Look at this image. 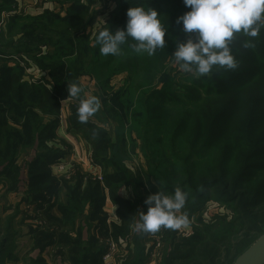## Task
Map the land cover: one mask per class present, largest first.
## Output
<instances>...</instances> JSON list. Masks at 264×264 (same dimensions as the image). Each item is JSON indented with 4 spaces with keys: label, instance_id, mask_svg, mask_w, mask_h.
<instances>
[{
    "label": "trees",
    "instance_id": "16d2710c",
    "mask_svg": "<svg viewBox=\"0 0 264 264\" xmlns=\"http://www.w3.org/2000/svg\"><path fill=\"white\" fill-rule=\"evenodd\" d=\"M51 1L58 4V11L45 8L37 14H11L8 24L13 28L5 44H0V184L2 178L12 176L13 187L18 189L23 166L17 161L25 151L30 202H47L65 188L66 200L53 205L61 214L54 216V223L62 230L32 228L35 248L42 253L56 246L62 264H101L106 247L89 232L102 224V231L111 230L117 242L130 236V230H138L132 237L135 254L128 264H145L149 249L144 243L152 233L137 228L141 212L148 210L145 199L159 190L171 195L177 187L187 194L182 213L188 218L213 198L231 201L234 217L230 221L219 219L216 224H198L201 218H197L194 229L179 237L175 230L161 227L169 245L159 264H222L219 258L231 250L237 234L247 230L261 235L264 27L257 37L234 34L229 46L237 62L235 69L214 66L209 74L190 77L193 85L180 90L174 73L194 75L183 71L172 56L177 43L189 38L182 23H177V18L190 10L183 0H116V9L92 37L82 20L88 11L83 0ZM168 1L162 9L152 8ZM14 2L0 0V17L13 10ZM132 6L159 12L166 29L164 48L152 55L136 53L129 47L135 41L129 38L121 45L119 56L101 55L96 34L102 29L115 32L125 28L126 13ZM245 42L253 46L245 48ZM34 65L42 76L26 79V70ZM121 71L128 73L125 83L110 93L111 76ZM86 76L99 81L96 97L100 107L92 116L95 122L80 123L78 105L71 106L70 129L82 133L90 143L94 160L106 169L104 181L79 178L60 187L50 165L66 153L47 143L55 138L69 82L81 86V78ZM8 116L20 127H11ZM107 124L111 125L108 131L104 128ZM138 154L146 165L129 167L131 155ZM122 189L129 195L124 196ZM213 190L216 197L211 196ZM107 200L117 205L119 223L108 221ZM45 213L50 216V212ZM255 239L226 264H232ZM39 258L41 264H47Z\"/></svg>",
    "mask_w": 264,
    "mask_h": 264
},
{
    "label": "rangeland",
    "instance_id": "374dc122",
    "mask_svg": "<svg viewBox=\"0 0 264 264\" xmlns=\"http://www.w3.org/2000/svg\"><path fill=\"white\" fill-rule=\"evenodd\" d=\"M83 3L87 5L88 11L84 14L82 20L83 23L86 25V31L91 34L92 37L101 26L106 24L111 13L116 9L117 1L93 0V3H91L90 0H83ZM168 4L169 1L167 3L163 2L160 5H158L157 3L152 8L158 7L157 9H162ZM45 8L57 9V11L59 10L58 4L51 0H15L13 4V10L8 13L4 12L1 14L0 44H5L7 38L9 37V31L13 28L9 27V24H11V21L9 19L11 14H37L39 12H42V10ZM157 13L159 14V12ZM9 21L10 23L8 24ZM12 25L17 26L15 24ZM9 52L11 53V51ZM119 55H109V57L113 58ZM172 64L173 63H170L169 66H171ZM175 66L176 64L174 65V67ZM110 67L111 66L107 67L105 70L110 69ZM177 69L179 70L180 68L177 67ZM26 72L29 74L26 75V79L34 80L42 76L40 70L36 68L35 65L28 68ZM127 74L128 73L126 71H121L118 74L111 76V79L109 81L110 93L118 90L125 83L126 77L128 76ZM174 75H176L177 77L176 83L181 86L180 90H184V86L193 85L189 78L195 75H188V77H186L187 75L184 73H174ZM183 77H185V79ZM98 83L99 81L97 80V78L92 79L88 76L81 78V86L79 84V86L82 88L81 95L96 96V89ZM68 96L69 92L66 98L63 99L60 104V112L58 117L59 124L56 128L55 138L49 140L47 143L49 147H57L63 149L66 153L63 159L74 164V171L71 173V178L69 179L65 178L64 175L55 172V169L53 167L54 163L50 165L51 174L54 178L58 180L60 187H63L65 185V182H68L69 184H74L79 178H82L83 180H88V177H86L84 173L86 169L85 155L87 149L92 151L90 143L84 138L82 133H79L73 130L72 128L70 129L69 117L71 115V106L75 104L79 105L80 100L78 97ZM12 115L15 116L14 114ZM49 118L51 119L52 117ZM89 119L95 122V119H93V117H90ZM7 122L10 124L11 127H20L19 123L13 121L10 116H8ZM110 127L111 125L107 124L104 128L106 129V131H108ZM64 141H66L67 144H65ZM71 141L77 142L79 143V145L77 143L74 145L73 143H71ZM86 141L87 143H89V145L87 146H85L84 143ZM77 152L81 153L82 159L81 161H78L77 165H75L76 160H74L73 157L74 154ZM26 156L27 154L25 155V151H22L17 161V164L19 166H23V170L19 178L18 189L13 187L14 182L12 180V176H8L1 179L2 183L0 184V264H41L39 257L43 258L47 264H62V257L57 253L58 248L56 246H49L46 248V250L44 249L42 253L40 252L39 248H35L36 243L33 240L31 229H42L41 227H49L58 228V230H62L56 225V223H54V216L60 217L61 214L57 207L53 205H56L57 201L63 202L66 200L65 188L60 190V192H58L57 194L52 195V197H48L50 199H47V202H41V204H38L37 202V204L34 202H30L27 198L29 196L26 195V188L28 183V169H25ZM127 163L129 167L131 166L134 169L138 168L139 166L142 167V165H146V161L141 154L131 155V159L129 158ZM75 170L77 171L75 172ZM104 170L106 169L103 168V176L105 173ZM87 175L92 180L93 177H91L89 173H87ZM121 193L124 196L129 195L126 189H122ZM211 196L216 197L215 190L212 191ZM109 201L110 200H107L108 205H106L104 208L107 211L109 219H111V217L115 219V215L112 214L113 205L112 202L110 201V203ZM45 211L50 212V222L47 219L49 217L47 213H45ZM178 215H183L182 209L180 213H178ZM233 217L234 212L232 211L231 201L221 202L213 198V200L205 204V206L194 217L188 218L189 222L186 226H183L175 231L178 237L183 236L185 234H189L190 231L194 229V226L198 223L197 218H201V221H199L198 224H216L215 222H217V220L219 219H225L227 221H230ZM113 219L108 221L110 222ZM77 227L78 226H76L75 229ZM104 229L103 225L99 224L97 229H93L91 232H89L90 235H94L95 238L99 240L98 244L100 246L104 245L106 247V250L107 248H109V244L111 242H113L116 246V251L113 254L112 258L109 261L104 262V259L102 257L101 264H128V262H130V260L135 254V246L132 243V237L135 236V233L138 232V230H130V236L122 238L119 242H117L113 239V237H111V230H108V232L106 233L102 231ZM162 230L165 229L162 228ZM246 231L237 234L231 242V250L228 253L224 252L221 255L219 261L222 264H226L228 260L232 258V256L236 254L240 249H242L247 242L252 239H255L260 235L257 232L248 231L247 233ZM72 235L75 236V233H73ZM164 235L165 234H162V231L160 229L158 232L152 233L147 238V240H145L144 245L146 249H149V259L145 264H159L162 253L164 252V250L166 251L169 245V239L165 240ZM84 236L85 238L88 237V233L86 231L84 232ZM158 241H160L161 243L160 247H156V243Z\"/></svg>",
    "mask_w": 264,
    "mask_h": 264
},
{
    "label": "clouds",
    "instance_id": "9594fccd",
    "mask_svg": "<svg viewBox=\"0 0 264 264\" xmlns=\"http://www.w3.org/2000/svg\"><path fill=\"white\" fill-rule=\"evenodd\" d=\"M189 11L177 18L186 41L177 43L173 57L180 68L196 77L209 74L214 66L235 69L237 62L231 54L230 42L235 33L257 37L264 27V0H183ZM126 27L115 32L102 29L96 34L101 55H119L121 45L129 38L135 41L129 47L136 53L152 55L165 46V27L155 9L132 6L127 10ZM245 48L252 47L245 42ZM69 96L80 97L77 116L80 123H87L100 107L95 95L81 97L82 88L73 82L68 85ZM68 96V97H69ZM187 194L179 187L169 195L162 191L145 199L146 212H141L137 228L145 233H156L161 227L178 230L188 224L186 214L178 215L185 205Z\"/></svg>",
    "mask_w": 264,
    "mask_h": 264
},
{
    "label": "built area",
    "instance_id": "2783aa9c",
    "mask_svg": "<svg viewBox=\"0 0 264 264\" xmlns=\"http://www.w3.org/2000/svg\"><path fill=\"white\" fill-rule=\"evenodd\" d=\"M75 151H76V149H75ZM85 158H86V162H85L86 169H85L84 173H85L86 177L89 178V176L87 175V173H89L90 176L93 177L92 179L99 180V181L103 182V180H104L103 168L100 164H98L94 160L93 155H92V151H90L85 156ZM73 159L76 160L75 165H77L78 161L79 160L81 161V159H82L81 154L75 153ZM53 167L55 169V172L60 173L61 175H64L65 178H67V179L71 178V173L74 171V164L69 162V161H66L64 159H62L58 162H55L53 164ZM76 171L77 170H75V172ZM114 215H115V213H114ZM160 245H161V243H160V241H158L156 243V247H160ZM115 251H116V246L113 242H111L109 244V248L107 249V252L103 256L104 262L109 261L112 258L113 254L115 253Z\"/></svg>",
    "mask_w": 264,
    "mask_h": 264
},
{
    "label": "water",
    "instance_id": "95a60500",
    "mask_svg": "<svg viewBox=\"0 0 264 264\" xmlns=\"http://www.w3.org/2000/svg\"><path fill=\"white\" fill-rule=\"evenodd\" d=\"M232 264H264V232L237 255Z\"/></svg>",
    "mask_w": 264,
    "mask_h": 264
},
{
    "label": "crops",
    "instance_id": "0c3cea01",
    "mask_svg": "<svg viewBox=\"0 0 264 264\" xmlns=\"http://www.w3.org/2000/svg\"><path fill=\"white\" fill-rule=\"evenodd\" d=\"M78 136V135H77ZM79 137V136H78ZM80 138H82V137H80ZM71 143H73L74 145L77 143V142H73V141H71ZM85 143V146H87V145H89V143H87V141L86 142H84ZM78 145H79V143H77ZM91 151V150H89V149H87V152H86V155L89 153V152ZM78 154H81L80 152H77ZM85 155V156H86ZM124 190V189H123ZM110 202V201H109ZM111 203V202H110ZM107 205H108V203H107ZM112 205H113V212H112V214L114 215V212L116 213V207H117V205H115V204H113L112 203ZM111 217V216H110ZM117 217V215L115 214V219H113L112 217H111V219H113L112 221H114V222H117V223H119L120 221H119V219H118V217ZM111 219H108V220H111Z\"/></svg>",
    "mask_w": 264,
    "mask_h": 264
}]
</instances>
